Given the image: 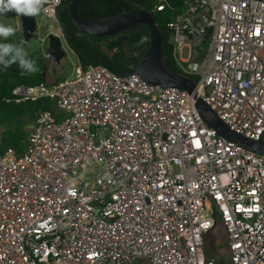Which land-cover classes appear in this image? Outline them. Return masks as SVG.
I'll return each instance as SVG.
<instances>
[{
    "label": "built area",
    "instance_id": "obj_1",
    "mask_svg": "<svg viewBox=\"0 0 264 264\" xmlns=\"http://www.w3.org/2000/svg\"><path fill=\"white\" fill-rule=\"evenodd\" d=\"M59 4L41 7L57 24ZM166 8L195 97L257 140L264 0H152L149 12ZM116 75L76 63L13 87L16 101L55 103L35 111L21 152L0 140V264H264V154L207 126L186 90Z\"/></svg>",
    "mask_w": 264,
    "mask_h": 264
},
{
    "label": "trees",
    "instance_id": "obj_2",
    "mask_svg": "<svg viewBox=\"0 0 264 264\" xmlns=\"http://www.w3.org/2000/svg\"><path fill=\"white\" fill-rule=\"evenodd\" d=\"M68 1H60L56 18L64 40L76 57L77 63L82 68L102 64L118 75L134 72L138 57L148 47L147 26L139 23L110 37L89 35L72 22L67 8ZM151 7L152 0H81L77 7V14L85 21H92L118 14L123 10L144 8L150 11ZM153 16L163 37L161 50L166 64L171 70L180 72L171 59V45L168 43V31L165 27L166 21L171 17V10L166 8L153 13ZM2 42L20 44L23 42L21 31L16 29L14 36ZM22 46L28 58L36 62L39 70L26 72L18 64H12L6 70L0 69V140L3 147L12 146L19 152L23 150L29 132L28 120H34L37 109L48 108L45 99L36 101L14 99L12 89L15 85L38 84L43 82L46 76V55L40 52L32 53L28 42L23 43Z\"/></svg>",
    "mask_w": 264,
    "mask_h": 264
},
{
    "label": "water",
    "instance_id": "obj_3",
    "mask_svg": "<svg viewBox=\"0 0 264 264\" xmlns=\"http://www.w3.org/2000/svg\"><path fill=\"white\" fill-rule=\"evenodd\" d=\"M81 0H69L67 8L72 22L83 32L98 36L110 37L111 35L132 27L133 25L143 23L148 28V47L138 57L137 65L134 72L125 74L128 76L135 73L140 76L147 85H159L163 87H177L186 90L191 97L196 99L195 107L207 126L212 127L218 135L225 138L229 142H233L242 148L254 151L256 153L264 154V142L260 138L264 133L260 132L257 140L245 137L237 133L226 125L216 113L204 102L201 98L195 97L196 87L195 80L190 76L171 70L162 55L163 37L160 28L155 22V18L149 11L144 8H137L130 11L123 10L118 14L107 17H102L97 20L85 21L77 14V7ZM172 7L176 6L178 0H167ZM20 21V31L22 34L23 43L27 42L33 37L37 29L35 18L29 16L18 15ZM48 47L46 49L47 57L59 63L66 55L67 46L64 37L55 33H48ZM119 76V75H116ZM120 76V77H124Z\"/></svg>",
    "mask_w": 264,
    "mask_h": 264
},
{
    "label": "rangeland",
    "instance_id": "obj_4",
    "mask_svg": "<svg viewBox=\"0 0 264 264\" xmlns=\"http://www.w3.org/2000/svg\"><path fill=\"white\" fill-rule=\"evenodd\" d=\"M36 20L37 23V29L35 30L33 37L28 41L29 43V49L32 53L38 54L44 53L46 54V49L48 47V39H47V34L48 33H55L57 35H61L60 28L58 24L51 19L50 17L45 16L41 11L39 15L33 16ZM0 23L5 24V25H12L20 31V21L18 14L15 12H7L4 15H0ZM2 38H0V42H2ZM63 47L66 49V55L64 56L63 59L57 64L54 61L50 60L47 56L46 60V76L47 80L49 82H57L61 81L65 78H69L74 75V66L77 63L76 57L72 53L70 49H68L64 43L62 42ZM46 102L48 103V108H53L54 107V100H50L45 98ZM27 119V118H25ZM28 125H27V130L30 131L32 126H33V120H28ZM27 141V138H26ZM26 144V142H25ZM79 174L82 173L83 171L78 169ZM218 242H217V247L219 249H222L224 247L223 241L224 237L222 236H217L216 237ZM211 239H207V245L205 246V253L206 255H211L210 252V246L209 242ZM223 258H226V255L223 254ZM139 264H146V263H139Z\"/></svg>",
    "mask_w": 264,
    "mask_h": 264
},
{
    "label": "clouds",
    "instance_id": "obj_5",
    "mask_svg": "<svg viewBox=\"0 0 264 264\" xmlns=\"http://www.w3.org/2000/svg\"><path fill=\"white\" fill-rule=\"evenodd\" d=\"M60 0H57L59 3ZM43 0H0V15L7 12H15L22 16H37L41 11ZM16 33L15 27L0 23V38L7 41L9 37ZM20 44L10 42H0V69L6 70L12 64H18L26 72H36L38 67L36 62L28 58V54Z\"/></svg>",
    "mask_w": 264,
    "mask_h": 264
}]
</instances>
